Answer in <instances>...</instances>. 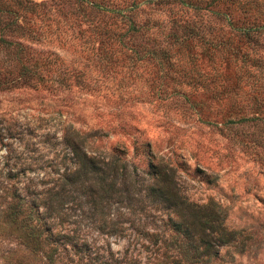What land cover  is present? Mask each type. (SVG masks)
Instances as JSON below:
<instances>
[{
    "label": "trees",
    "instance_id": "trees-1",
    "mask_svg": "<svg viewBox=\"0 0 264 264\" xmlns=\"http://www.w3.org/2000/svg\"><path fill=\"white\" fill-rule=\"evenodd\" d=\"M67 1L58 4L57 16L65 17ZM72 2L74 16L69 17L76 25L85 24L76 33L88 43L95 41V50L104 58L114 57L110 45L116 41L122 54L149 59L164 76L173 70L174 61L183 60L191 68L183 70L179 83L199 86L221 106L213 112L221 127L264 121V56H253L260 50L264 54V0ZM43 4L42 0H0V89L47 87L52 82L60 88L67 86L68 78L78 76L53 52L24 43L50 40L33 26L36 19L48 18L47 11L40 9ZM143 7L166 10V26L147 18L139 21ZM196 64L202 65L203 77ZM243 138L237 142L264 152L260 133ZM80 142H71V153L64 154L63 162L71 167L57 172L41 190L27 184L20 192L15 185L18 173L10 169L2 176L7 182H0V236L14 238L25 252L5 257L0 264H223L225 258L233 261L228 249L239 255L257 253L251 234L225 225L219 204L185 199L173 166L150 160L145 174L139 175L127 160L116 154H89ZM125 200L122 207L128 216L122 219L119 212L111 217L109 207ZM67 204L80 210L79 219H67ZM90 232L127 240L131 235L146 252L144 260L127 248L118 256L107 244L88 239ZM221 247L227 248L223 254Z\"/></svg>",
    "mask_w": 264,
    "mask_h": 264
},
{
    "label": "rangeland",
    "instance_id": "rangeland-1",
    "mask_svg": "<svg viewBox=\"0 0 264 264\" xmlns=\"http://www.w3.org/2000/svg\"><path fill=\"white\" fill-rule=\"evenodd\" d=\"M42 1L40 9L47 11L48 18L36 19L33 26L50 40L24 43L53 52L78 76L68 78L67 86L60 88L52 82L47 87L0 89L2 185L7 182L2 176L10 169L18 173L15 185L22 193L27 184L35 190L48 186L57 172L71 167L67 160L63 162L64 154L71 153L69 145L77 141L89 154L118 155L139 175L145 174L150 160L163 161L175 168L180 192L187 201L216 202L225 213V225L251 234L253 246L259 247L256 254L239 255L228 249L233 261L225 258L223 264H264V152L260 147L253 149L237 142L250 133L264 136V121L221 127L219 116H213L221 106L217 107L199 86L179 83L183 70L191 68L189 64L174 61L171 74L164 76L165 72L158 71L149 59L130 52L122 54L116 41L110 45L114 57L104 58L99 49L95 50V41L88 43L76 33L85 24L76 25L69 17L75 8L73 0L66 2L70 5L64 3L65 17L57 16L61 0ZM143 18L166 26L168 14L166 10L143 7L137 19ZM201 18L204 21V13ZM253 56L263 57V50ZM197 64L203 77V67ZM125 202L112 204L110 216L119 212L122 219L128 216L122 207ZM64 208L69 221L80 218L79 209L69 204ZM160 214L165 219V213ZM90 233L88 239L91 237L98 245L107 244L118 256L127 248L128 253L144 260L146 252L131 235L127 240ZM219 250L223 254L227 248ZM23 252L14 238L0 236V260Z\"/></svg>",
    "mask_w": 264,
    "mask_h": 264
}]
</instances>
